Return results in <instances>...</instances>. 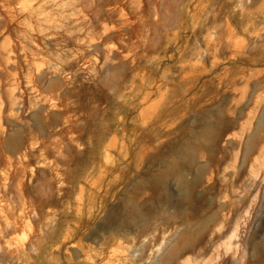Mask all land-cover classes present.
I'll return each instance as SVG.
<instances>
[{"label": "rangeland", "instance_id": "374dc122", "mask_svg": "<svg viewBox=\"0 0 264 264\" xmlns=\"http://www.w3.org/2000/svg\"><path fill=\"white\" fill-rule=\"evenodd\" d=\"M0 264H264V0H0Z\"/></svg>", "mask_w": 264, "mask_h": 264}, {"label": "bare ground", "instance_id": "6f19581e", "mask_svg": "<svg viewBox=\"0 0 264 264\" xmlns=\"http://www.w3.org/2000/svg\"><path fill=\"white\" fill-rule=\"evenodd\" d=\"M9 55H11V53H9ZM237 234V233H236ZM233 236H235V234H233ZM233 236H232V238H233Z\"/></svg>", "mask_w": 264, "mask_h": 264}]
</instances>
